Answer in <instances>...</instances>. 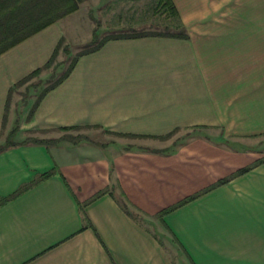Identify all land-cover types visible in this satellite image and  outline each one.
<instances>
[{
    "label": "crops",
    "instance_id": "obj_1",
    "mask_svg": "<svg viewBox=\"0 0 264 264\" xmlns=\"http://www.w3.org/2000/svg\"><path fill=\"white\" fill-rule=\"evenodd\" d=\"M171 1L184 38L110 40L36 106L10 90L90 42L82 4L0 55V264H264V151L234 146L264 136V0Z\"/></svg>",
    "mask_w": 264,
    "mask_h": 264
},
{
    "label": "trees",
    "instance_id": "obj_2",
    "mask_svg": "<svg viewBox=\"0 0 264 264\" xmlns=\"http://www.w3.org/2000/svg\"><path fill=\"white\" fill-rule=\"evenodd\" d=\"M85 0H0V55L10 48L14 47L21 41L29 38L40 30L44 29L48 25L55 23L56 21L66 17L72 12L78 9L79 4ZM157 7L160 8V5L163 4L167 7L169 14L175 19V26H170L167 30V33H143L129 36H108L103 39H98L97 37V28L93 29L92 37L88 44L84 45L82 51L74 56L68 67L64 72L54 81L49 82V84L43 89V91L38 95L35 100V106L40 102V100L46 95L48 91L53 89L64 79H66L71 71L73 70L79 57L87 55L99 50L106 42L110 40H119V39H135L140 37L148 36H157V37H173V38H184L185 31L182 28L181 21L178 18L177 12L171 0H157ZM91 20L97 25V21L91 16ZM173 24V23H172ZM179 29V33L173 32L171 29ZM62 52L64 55H69L68 46L64 43V40H61L57 45L53 55L47 64L30 74L27 78L16 84L11 90L10 93L17 87L25 85L32 79L39 76V74L47 69H50L59 52ZM17 128L13 129L7 136L6 142L3 146L0 147V152L14 146L12 142V136L14 135ZM67 131V130H62ZM61 140H38L31 139L27 140L25 143L31 142L35 144L42 145H52ZM76 141V140H75ZM78 142V141H77ZM259 164V162H258ZM251 168H246L241 170L239 173L244 174L248 172ZM49 177V174L41 175L38 180H44ZM189 200L182 202L180 205L187 203ZM179 205V206H180ZM172 210H165L161 212L160 217L169 213Z\"/></svg>",
    "mask_w": 264,
    "mask_h": 264
},
{
    "label": "rangeland",
    "instance_id": "obj_3",
    "mask_svg": "<svg viewBox=\"0 0 264 264\" xmlns=\"http://www.w3.org/2000/svg\"><path fill=\"white\" fill-rule=\"evenodd\" d=\"M157 3V0H85L81 3V12L82 14H86L90 20L92 16L95 19V22L97 21L98 27L91 20L93 22V29H95V27L97 28V37L99 40L108 36L167 33V30L171 25L175 26L176 21L169 14L165 5L161 4L159 8L157 7ZM171 30L176 33L180 32L177 28H173ZM73 31H76V37L81 41H85L90 37V33L87 32L86 25L83 22L80 24V27L75 26ZM83 48V45H76L75 47L72 45L71 48L68 47V49H70L69 55L63 56L62 61H59L61 58L60 56H57L58 58H56L50 69L42 71L36 78L32 79L25 85L14 89L12 92L19 95V102L17 104L16 111L22 107V100H26L30 94L34 93V97L36 99L49 82L54 81L64 72V70L68 67L70 60L76 56L77 53L82 51ZM35 99L33 101H35ZM193 132L200 131L195 130ZM67 133L68 131L65 134ZM75 133L76 131L71 132V134ZM194 134L191 133L190 135L193 136ZM68 136L69 135H63L58 140H67L69 138ZM186 136V134L177 136L175 133L168 138L163 139V141H165L168 145H179L186 140ZM72 138L76 140L75 142L84 139V137L80 135ZM243 143L234 146L237 150L250 149L256 150L258 153L259 150L264 151V136L253 138L248 141L245 140Z\"/></svg>",
    "mask_w": 264,
    "mask_h": 264
}]
</instances>
